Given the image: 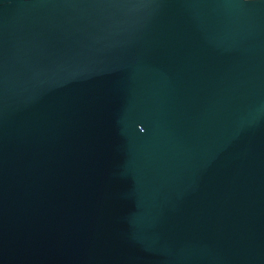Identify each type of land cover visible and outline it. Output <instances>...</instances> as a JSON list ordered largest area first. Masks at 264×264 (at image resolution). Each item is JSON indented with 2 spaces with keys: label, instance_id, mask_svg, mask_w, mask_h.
Segmentation results:
<instances>
[{
  "label": "water",
  "instance_id": "water-1",
  "mask_svg": "<svg viewBox=\"0 0 264 264\" xmlns=\"http://www.w3.org/2000/svg\"><path fill=\"white\" fill-rule=\"evenodd\" d=\"M0 264H264V0H0Z\"/></svg>",
  "mask_w": 264,
  "mask_h": 264
}]
</instances>
